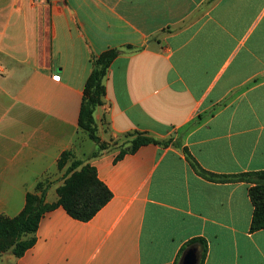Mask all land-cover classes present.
Listing matches in <instances>:
<instances>
[{
  "label": "crops",
  "instance_id": "crops-1",
  "mask_svg": "<svg viewBox=\"0 0 264 264\" xmlns=\"http://www.w3.org/2000/svg\"><path fill=\"white\" fill-rule=\"evenodd\" d=\"M209 1L0 0V216L19 215L40 183L58 201L62 154L90 140L79 117L93 58L109 49L121 53L95 112L103 141L181 138L210 172L264 170V0ZM121 149L89 161L112 193L91 220L58 206L34 246L0 264H183L195 237L204 264H264L249 184L202 178L174 146L117 160Z\"/></svg>",
  "mask_w": 264,
  "mask_h": 264
},
{
  "label": "trees",
  "instance_id": "trees-1",
  "mask_svg": "<svg viewBox=\"0 0 264 264\" xmlns=\"http://www.w3.org/2000/svg\"><path fill=\"white\" fill-rule=\"evenodd\" d=\"M120 53L119 49H109L94 57L93 70L86 82L80 109L79 126L99 147V150L92 154L91 159L108 149V146L101 141L97 134L95 112L97 107L104 103L106 97L105 80L113 62ZM148 144L163 147L174 146L181 149L196 174L208 181L217 183L245 182L249 184V195L254 206L250 231L254 233L264 229V170L239 174L210 172L198 163L187 147L183 146L181 138L170 137L162 141L147 133L140 132L136 133V137L130 139V147L122 149L117 160ZM70 155L71 151L62 154L59 161L60 168H63L65 160ZM41 185L43 183L38 185L37 190L41 188ZM57 193L58 201L52 204L45 203L44 198L39 197L37 193H28L26 206L19 215L13 218L0 216V255L12 253L17 258L23 256L36 242L35 233L42 217L54 208L62 206L71 217L86 222L91 220L112 198L110 189L99 179L96 168L89 161L74 162L67 169L64 182L57 189ZM192 249L195 250L196 264H204L208 252L207 240L202 237L189 240L181 249L182 261L185 254Z\"/></svg>",
  "mask_w": 264,
  "mask_h": 264
},
{
  "label": "rangeland",
  "instance_id": "rangeland-1",
  "mask_svg": "<svg viewBox=\"0 0 264 264\" xmlns=\"http://www.w3.org/2000/svg\"><path fill=\"white\" fill-rule=\"evenodd\" d=\"M217 0H210L209 1V4L207 5V7L213 5L214 3H216ZM96 129H98L99 125L96 123ZM85 133V132H84ZM138 133V132H137ZM129 136H132V137H129ZM136 137V133H132L130 135H127V137H120V138H117V139H114L113 141L109 142V141H103L101 138V141L104 142L108 148H113V147H119L121 146L122 149H128L130 147V139ZM168 138L170 137H164V138H161L160 140L162 141H165L167 140ZM85 139H90L89 135L87 133H85ZM80 144H82V142H80ZM79 145V143H78ZM95 145L97 147V149L95 148ZM99 150V147L97 146V144L92 141L91 139L87 141V144H86V147H85V150H71V155L65 160V164L63 166V168H69L74 162L76 161H91V156L93 154L92 151L94 150ZM121 149V150H122ZM92 152V153H91ZM67 169H66V172H67ZM46 184L43 183V185H41V188L38 189L37 191V195L39 197H43L44 198V201L45 203H48L47 200H48V197H47V189L45 188ZM50 204V203H48ZM6 254V253H4ZM9 254H12V253H9Z\"/></svg>",
  "mask_w": 264,
  "mask_h": 264
},
{
  "label": "water",
  "instance_id": "water-1",
  "mask_svg": "<svg viewBox=\"0 0 264 264\" xmlns=\"http://www.w3.org/2000/svg\"><path fill=\"white\" fill-rule=\"evenodd\" d=\"M197 259L196 256L194 254V251L190 250L184 258V262L183 264H196Z\"/></svg>",
  "mask_w": 264,
  "mask_h": 264
},
{
  "label": "built area",
  "instance_id": "built-area-1",
  "mask_svg": "<svg viewBox=\"0 0 264 264\" xmlns=\"http://www.w3.org/2000/svg\"><path fill=\"white\" fill-rule=\"evenodd\" d=\"M48 0H32V2L37 5V6H41V5H44L46 4Z\"/></svg>",
  "mask_w": 264,
  "mask_h": 264
}]
</instances>
